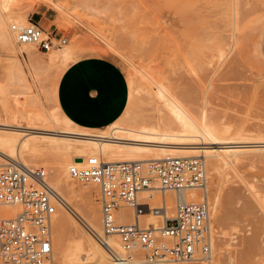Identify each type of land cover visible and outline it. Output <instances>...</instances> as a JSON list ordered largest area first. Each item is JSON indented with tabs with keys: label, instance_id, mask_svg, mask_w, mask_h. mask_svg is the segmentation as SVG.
I'll list each match as a JSON object with an SVG mask.
<instances>
[{
	"label": "rangeland",
	"instance_id": "1",
	"mask_svg": "<svg viewBox=\"0 0 264 264\" xmlns=\"http://www.w3.org/2000/svg\"><path fill=\"white\" fill-rule=\"evenodd\" d=\"M13 3L16 11L55 36L56 46L49 51L37 48L44 60L48 61L49 54L61 46L74 51L69 63L46 64L37 84L41 91L50 94L54 79L62 77L68 64L85 56H109L121 65L129 86L132 79L137 102H147L151 108L155 106V83H182L198 106L207 105L217 120L250 131L252 136L237 143L241 148L259 146L255 142L264 136V0H13ZM63 37L67 43L59 45ZM0 57L6 59L11 55L0 48ZM19 57L26 65L23 55ZM32 70L27 69L31 77L36 74ZM3 75L0 65V79ZM27 76L31 81L30 75ZM148 144L155 145L145 143ZM41 164L31 166L43 167L49 176V170ZM248 164L244 160L234 170L227 167L219 176L208 173L210 202L220 204L215 214V227L223 236L225 250L220 264H264V216L249 186L257 185L264 194V177L256 175V167ZM261 166L264 171V156ZM73 183L78 190L92 187L78 180ZM98 188L93 198V211L97 215L101 214ZM198 193L201 200L203 191ZM80 198L77 200L80 204L61 205L71 217L66 228L72 239L78 229L92 235L85 220L87 200L81 198L85 200L83 205ZM124 210L131 212L133 221V210L129 207ZM141 220L142 226L162 223L154 214L149 222L145 217ZM83 254L67 264H91L83 260ZM140 254L144 257V253ZM56 255L61 263L63 253L58 251ZM204 261L208 258L175 263Z\"/></svg>",
	"mask_w": 264,
	"mask_h": 264
},
{
	"label": "bare ground",
	"instance_id": "2",
	"mask_svg": "<svg viewBox=\"0 0 264 264\" xmlns=\"http://www.w3.org/2000/svg\"><path fill=\"white\" fill-rule=\"evenodd\" d=\"M11 23L25 25L29 24L30 20L16 11L13 0H0V48L13 57L6 59L0 57V65L4 71L3 78L0 79V168L7 164H23L34 169L31 164L42 163L41 165L49 170V176L46 171V179L58 197L56 201L58 212L54 214L52 220L53 264H67L82 252L83 260L90 261L91 264H120L99 240L103 234L102 215H97L93 211L94 190L99 186L90 184L92 187L78 190L77 185L73 183L76 179L70 175V166L82 165L83 159L89 155H97L105 162L159 160L167 156H203L207 174L217 176L222 174L223 169L225 171V168L230 167L234 170L233 168L243 164L244 160H248V165L256 167L253 168L257 169L255 174L264 177V171L260 169L264 156V136L262 140L255 142L259 146L241 148L237 143L252 136L250 131L238 130L217 120L207 105L199 107L193 94L179 82L165 85L163 82L155 81L157 82L154 84L155 106L151 107L154 108L153 111L147 106V102V104L144 101L137 102L136 87L131 79L128 107L119 120L97 133L81 128L67 117L60 106L61 76L54 79L50 94L41 91L37 85L39 74L47 68L46 64L54 66L59 62L69 63L74 57V51L61 46L49 54L48 61L44 60L37 53V45L17 42ZM20 55H23L26 65ZM27 69L35 71L33 78L30 72L27 74ZM27 75H30L32 82ZM249 186L254 202L264 216V194L257 185L251 183ZM153 187L139 193L140 206L144 209V213L139 217L140 223L143 217L149 222L152 214L158 216L153 210L154 207L164 208L165 219L174 215L178 203L198 200L200 196L198 190L194 189L164 192L158 189L157 184ZM159 192H162V195ZM207 192L208 184L203 196L205 195L210 202ZM79 197L87 200L85 220L91 227L90 232L98 241L81 229H78L74 239L67 233L66 224L71 217L62 206L66 203L80 204L77 203ZM81 198L79 200H83L81 203L85 205V200ZM217 204H219L217 201L210 202L212 251L205 257L208 261L202 264H220L225 253L221 239L223 236L221 237L215 227ZM125 207L129 206L121 205L119 217L127 222H134V209L129 207L133 210L134 216V220L131 221L132 214L129 210H124ZM15 211L16 207H0V213L8 216H12ZM158 217L163 223V217ZM150 225L160 226L154 223ZM68 238L69 241L66 242ZM108 241L116 254L123 252L118 237L114 236ZM58 251L63 253L61 263L57 260ZM148 263L152 262L146 260L140 252L136 253L133 264ZM153 264L176 263L160 260Z\"/></svg>",
	"mask_w": 264,
	"mask_h": 264
},
{
	"label": "built area",
	"instance_id": "3",
	"mask_svg": "<svg viewBox=\"0 0 264 264\" xmlns=\"http://www.w3.org/2000/svg\"><path fill=\"white\" fill-rule=\"evenodd\" d=\"M12 30L18 43L35 44L45 51L56 46L53 33L37 22L13 24ZM66 43L63 37L59 45ZM69 171L79 182L99 186L103 224L99 240L120 264H133L137 252L152 263L193 261L211 254V206L205 195L178 203L174 215L165 219L164 208L154 207L155 214L163 217L159 227L142 226L139 219L144 213L139 193L156 184L164 192L204 191L208 174L203 156L105 162L89 155ZM46 177L42 167L7 164L0 168V207H16L12 216L0 213V264H53L52 220L58 197ZM122 204L134 209V222L119 217ZM114 236L123 249L118 254L108 241Z\"/></svg>",
	"mask_w": 264,
	"mask_h": 264
},
{
	"label": "crops",
	"instance_id": "4",
	"mask_svg": "<svg viewBox=\"0 0 264 264\" xmlns=\"http://www.w3.org/2000/svg\"><path fill=\"white\" fill-rule=\"evenodd\" d=\"M129 97L126 74L109 56H85L72 62L59 84L63 112L81 128L95 133L122 117Z\"/></svg>",
	"mask_w": 264,
	"mask_h": 264
}]
</instances>
